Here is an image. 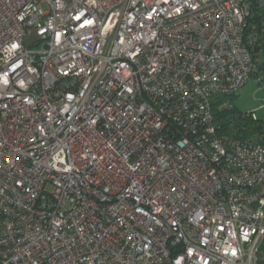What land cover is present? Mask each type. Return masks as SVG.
Instances as JSON below:
<instances>
[{
	"label": "built area",
	"instance_id": "1",
	"mask_svg": "<svg viewBox=\"0 0 264 264\" xmlns=\"http://www.w3.org/2000/svg\"><path fill=\"white\" fill-rule=\"evenodd\" d=\"M250 4L0 0V264H264Z\"/></svg>",
	"mask_w": 264,
	"mask_h": 264
},
{
	"label": "trees",
	"instance_id": "2",
	"mask_svg": "<svg viewBox=\"0 0 264 264\" xmlns=\"http://www.w3.org/2000/svg\"><path fill=\"white\" fill-rule=\"evenodd\" d=\"M244 44L253 61L251 78L264 89V5L259 0H251L249 16L245 21ZM229 96L231 95L216 96L212 101L214 122L219 127V132L264 145V126L250 114L228 108L226 100ZM259 251H264V237ZM259 260L264 261L261 257Z\"/></svg>",
	"mask_w": 264,
	"mask_h": 264
},
{
	"label": "rangeland",
	"instance_id": "3",
	"mask_svg": "<svg viewBox=\"0 0 264 264\" xmlns=\"http://www.w3.org/2000/svg\"><path fill=\"white\" fill-rule=\"evenodd\" d=\"M226 105L243 114L254 112L255 118L264 126V89L258 86L255 79L251 78L240 91L229 96ZM259 257L264 259V251H259Z\"/></svg>",
	"mask_w": 264,
	"mask_h": 264
}]
</instances>
